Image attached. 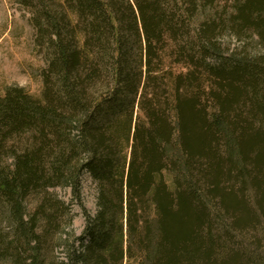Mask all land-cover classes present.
<instances>
[{
  "label": "trees",
  "instance_id": "obj_1",
  "mask_svg": "<svg viewBox=\"0 0 264 264\" xmlns=\"http://www.w3.org/2000/svg\"><path fill=\"white\" fill-rule=\"evenodd\" d=\"M11 1L47 65L0 87V261L264 264V53L219 42L264 0Z\"/></svg>",
  "mask_w": 264,
  "mask_h": 264
},
{
  "label": "rangeland",
  "instance_id": "obj_2",
  "mask_svg": "<svg viewBox=\"0 0 264 264\" xmlns=\"http://www.w3.org/2000/svg\"><path fill=\"white\" fill-rule=\"evenodd\" d=\"M226 0H214L216 6H222ZM34 29L29 20V12L11 0H0V87L22 86L29 93L39 96L42 90L41 71L47 62L43 54L37 51L34 41ZM222 49L230 48L246 50V55L253 56L258 52L264 53V47L254 46V43L237 41L230 34H222L219 39ZM84 204L94 211L95 198L93 186L88 178L84 181ZM66 202H71L68 188H54ZM72 210L76 214L74 227L80 230L83 217L77 204L71 202ZM0 264H6L1 262Z\"/></svg>",
  "mask_w": 264,
  "mask_h": 264
}]
</instances>
